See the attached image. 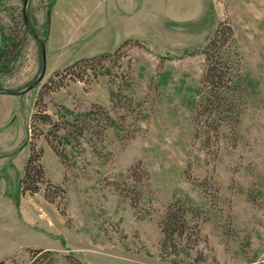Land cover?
<instances>
[{"label":"rangeland","instance_id":"374dc122","mask_svg":"<svg viewBox=\"0 0 264 264\" xmlns=\"http://www.w3.org/2000/svg\"><path fill=\"white\" fill-rule=\"evenodd\" d=\"M20 18L28 35L16 67L0 70V261L26 264L32 247L51 252L48 264H264V0H0V46L1 28ZM225 20L243 86L235 114L196 123L202 49ZM125 41L96 78L56 83L57 70ZM124 71L133 111L111 101ZM45 84L61 132L88 124L53 138L57 151L37 140L47 177L66 190L54 201L21 187ZM98 104L111 121L91 112ZM174 201L192 230L176 251L163 249L160 225Z\"/></svg>","mask_w":264,"mask_h":264},{"label":"trees","instance_id":"16d2710c","mask_svg":"<svg viewBox=\"0 0 264 264\" xmlns=\"http://www.w3.org/2000/svg\"><path fill=\"white\" fill-rule=\"evenodd\" d=\"M27 23L24 18L16 19L9 27H2L1 33L3 41L0 46V70L5 73L14 71L15 62L20 55L23 43L28 35ZM130 41V40H129ZM129 41H125L113 52L103 53L100 55L81 58L72 64L57 70L55 74L60 77L59 82L65 78L75 79L79 81H87L91 75L93 78L98 76L101 67L104 63L110 61L112 65L117 63L121 57L125 56L122 49L128 46ZM135 43H140L135 42ZM132 46V45H131ZM205 57V67L201 78V86L199 89V98L195 106V121L199 123L203 117L204 122L208 125H214L209 120L213 117L214 121H219L229 118V113H234L236 110L234 97L236 93H240L242 88L241 76V57L236 44L234 28L229 21H219L213 34L210 36L205 47L202 49ZM121 64V63H120ZM116 65V64H115ZM106 74H111L108 68ZM123 82H120L117 87L111 92V101L115 105H122L125 109L133 111L134 100L127 92L132 87V81L129 76V71H124ZM53 81V80H50ZM52 82H50V85ZM63 83H61L62 85ZM50 89L48 84H45L37 94L34 102L35 112L31 116L30 122V151L27 162L24 168V173L21 179V187L23 191L33 193L44 189V194L50 201H54L57 197L66 194L65 188L62 185L54 183L46 175L45 168L42 164L44 149L38 146L37 140L44 136L50 140V145L54 150H58L53 138H58L59 133L61 138H68L75 132L77 135H82L84 128L88 125L86 121L82 125L72 124L75 130H70L68 133L61 132V123L55 122L51 115L46 112L47 104L44 103V95ZM126 90V91H124ZM96 105V104H95ZM98 110L110 121V115L107 109L101 104L97 105ZM93 114V113H92ZM235 114V113H234ZM90 116V114H88ZM237 117V116H236ZM116 123L115 121H112ZM39 123V124H38ZM219 123L217 122L216 127ZM117 124V123H116ZM48 125L47 129L45 126ZM103 125V124H102ZM44 186V187H43ZM139 198H135L137 201ZM137 202H134L136 205ZM189 208L180 201L170 202L166 208L165 214L160 222L164 239L162 243L163 249L170 248L176 251V238L190 234V223L188 219ZM30 255V261L26 264H48L51 252L39 248H27ZM72 264H84L77 258L71 259ZM0 264H7L6 260H1Z\"/></svg>","mask_w":264,"mask_h":264},{"label":"water","instance_id":"95a60500","mask_svg":"<svg viewBox=\"0 0 264 264\" xmlns=\"http://www.w3.org/2000/svg\"><path fill=\"white\" fill-rule=\"evenodd\" d=\"M45 56V55H44Z\"/></svg>","mask_w":264,"mask_h":264}]
</instances>
